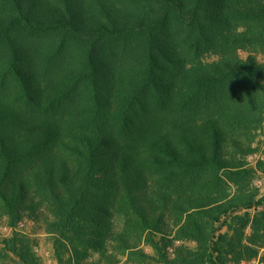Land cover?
<instances>
[{
    "label": "trees",
    "instance_id": "16d2710c",
    "mask_svg": "<svg viewBox=\"0 0 264 264\" xmlns=\"http://www.w3.org/2000/svg\"><path fill=\"white\" fill-rule=\"evenodd\" d=\"M256 57L264 0H0V219L59 264H264Z\"/></svg>",
    "mask_w": 264,
    "mask_h": 264
},
{
    "label": "rangeland",
    "instance_id": "374dc122",
    "mask_svg": "<svg viewBox=\"0 0 264 264\" xmlns=\"http://www.w3.org/2000/svg\"><path fill=\"white\" fill-rule=\"evenodd\" d=\"M257 143L259 150L249 157L253 166H256L260 160L264 161V126L259 132V140ZM256 185L261 188V192L264 194V171H258ZM15 232L23 233L33 240V253L36 255L39 264H59L55 253L53 237L46 232L40 223L29 217H24L16 225H11L7 218L0 219V264H16L11 259L13 257L11 252L7 251L4 245V239L11 238ZM179 243L176 242V244ZM144 249L147 253L155 255L154 250L150 246L145 245ZM169 253L173 255V248L169 249ZM97 257L98 255L93 256L94 259H90L84 264H91ZM119 259L121 260L120 264H133L128 262V256L120 255ZM148 264L160 263L150 259ZM247 264H260V261H251Z\"/></svg>",
    "mask_w": 264,
    "mask_h": 264
},
{
    "label": "clouds",
    "instance_id": "9594fccd",
    "mask_svg": "<svg viewBox=\"0 0 264 264\" xmlns=\"http://www.w3.org/2000/svg\"><path fill=\"white\" fill-rule=\"evenodd\" d=\"M237 31H239V29H237ZM238 59L239 61H241V63H247L248 62V55L247 54H244V53H241L239 50H238ZM256 61H257V64L258 63H264V60L256 57L255 58Z\"/></svg>",
    "mask_w": 264,
    "mask_h": 264
},
{
    "label": "built area",
    "instance_id": "2783aa9c",
    "mask_svg": "<svg viewBox=\"0 0 264 264\" xmlns=\"http://www.w3.org/2000/svg\"><path fill=\"white\" fill-rule=\"evenodd\" d=\"M254 261H257V260H254Z\"/></svg>",
    "mask_w": 264,
    "mask_h": 264
}]
</instances>
